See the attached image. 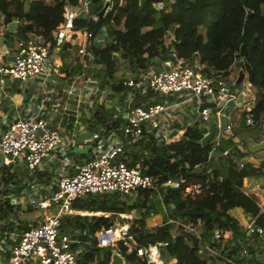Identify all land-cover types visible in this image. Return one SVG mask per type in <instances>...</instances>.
<instances>
[{
    "label": "built area",
    "instance_id": "obj_1",
    "mask_svg": "<svg viewBox=\"0 0 264 264\" xmlns=\"http://www.w3.org/2000/svg\"><path fill=\"white\" fill-rule=\"evenodd\" d=\"M28 1L26 0V5ZM90 1L78 0L77 5L66 4L61 13V21L48 37L26 31L15 37L14 59L6 62L0 58L1 84L4 83V78L18 80L20 84L39 87L41 92L31 101L30 113H26L27 107L24 106L23 113L12 118L1 131L0 166L14 173L22 165L29 174H34L41 171L44 165H50L56 154H63L69 148L70 141L67 137L71 134V126L80 124L78 118L80 119L79 113L83 106L88 107L84 113L86 118H91L94 107L100 105L107 110H113L122 124L105 136L100 137L95 131L83 139L90 146L92 157L74 165L72 173H64L58 179L55 189L33 187L25 205L43 210L51 209V212L37 214L18 234L12 230L0 229V264H83L80 261L81 250H72L70 246L74 240L60 229L61 217L75 212L72 203L77 198L112 191L120 199H135L138 196L143 197L141 193L144 191H155L160 196L162 188L180 187L184 197L195 198L203 194L204 188L199 181H188L184 177L163 181L153 179L143 171L142 156L131 164L132 159L127 154L128 146L139 140L145 132H154L157 140L170 142L168 136L172 134L174 117L186 108L187 103H193L199 121L206 123L203 136L207 132L208 121L212 120L214 123L215 132L209 141V157L222 140L229 138L223 133L230 132L232 125H226L223 130L221 124V117L230 115V111L225 110L228 103L233 104L231 110L236 113L238 120H244L245 130L250 132L247 136L243 132L238 140L239 145L243 146V137L247 138V143V140L258 141L262 135L264 119L258 125L252 112L256 104V94L251 81L245 78L236 85V76L230 77V73L227 76L214 72L205 74L197 57L186 60L172 49L167 57L153 59L145 71L137 67L132 74L124 72L127 66H131L129 60L114 53L113 79L122 88L112 91L109 85L101 87L100 80L93 74L103 68L95 61L90 44L104 46L103 42L107 37L106 25L101 26L96 35L87 26L77 25V21L84 18H90L96 25L99 23L101 17L96 13L88 15L87 6ZM106 1L110 3V0H104V3ZM152 5L156 10L166 9L164 0L152 1ZM108 8L109 5L105 13ZM13 22L16 26L26 24V19H16ZM172 39L173 36L169 35L168 40ZM61 55L68 58L65 69H62L65 62ZM59 78L63 81H58ZM149 92L157 97V101L152 102V98L144 97ZM239 97L241 101L238 102ZM136 101L140 103L134 105ZM220 101L223 104L218 108ZM205 102L214 105L200 110ZM213 107L216 108L215 112L211 110ZM70 110L72 114L68 113ZM61 114L67 115L65 121L69 129L64 132L65 138L61 135V128L52 124ZM193 120L191 118V122ZM185 130L180 134L181 130L178 129L172 140H178V136L183 135ZM229 150L226 148L222 154L227 155ZM49 152L52 153L46 158ZM144 154L147 156V151ZM246 157L240 160V168L247 161ZM195 168L199 169L200 166ZM261 170L264 171V167ZM5 196L0 197L1 202ZM12 197L13 194L7 198L10 201ZM160 200L168 217L165 220H155L157 215L151 211L153 222L148 228L168 226L172 237L178 235L179 229L192 233L196 236L194 249L201 258H207L210 264H236L226 254L236 247L229 231L215 230L207 240L200 232V223L194 224L189 220L170 216L169 206ZM131 212L78 213L109 218L111 221L108 226H102L95 232V241L87 242L89 246L110 248L111 255L107 264H112L113 254L120 258L118 264H177V258L163 255L168 241L158 240L146 244L136 242L137 233L129 232L133 220ZM259 214L264 212L260 210ZM259 214L248 216L244 223L245 235L251 241L255 234L264 236V227L256 222ZM184 238L189 241L186 235ZM252 250L249 241L241 242L238 257H257L256 251ZM131 254L134 258L128 260L127 255ZM102 258V253L95 255L88 264H99Z\"/></svg>",
    "mask_w": 264,
    "mask_h": 264
},
{
    "label": "trees",
    "instance_id": "obj_2",
    "mask_svg": "<svg viewBox=\"0 0 264 264\" xmlns=\"http://www.w3.org/2000/svg\"><path fill=\"white\" fill-rule=\"evenodd\" d=\"M77 2L78 0H30L27 5H19V0H0V16L3 17L4 24L16 19H26V24L17 25V36L33 31L48 37L61 21L64 6L77 5ZM164 3L166 9L156 10L151 0H110L108 11L97 25L90 18L77 21L78 26H87L93 35L97 34L101 26L106 25L104 46L90 44L95 61L103 68L93 74L100 80L101 87L109 85L112 91L122 88L113 79L114 53L129 60L132 67H140L145 71L155 59L167 57L172 49L186 60L197 57L203 65V73L214 72L226 76L233 64L239 68L246 61L253 70L251 83L256 94L252 112L260 125L264 119V0H164ZM103 4L104 2L96 6V11ZM169 35L173 36L171 41L168 40ZM241 45L246 50L244 56L239 55ZM144 97L152 98V102L157 101V97L150 92ZM139 103L136 101L134 105ZM86 123L87 132L97 131L100 137L118 129L122 124L113 110L100 105L94 107L92 116ZM181 126L178 122L172 123V134L168 136L171 141L168 143L157 140L154 132H145L139 140L128 146L127 154L132 159L131 164L142 156L143 171L153 179L163 181L184 177L188 181L201 182L203 194L195 198L184 197L181 187L162 188V202L165 205L174 203L181 211L191 208L189 221L200 223V232L207 236V240L215 230L229 231L236 247L226 254L236 264H262L257 257L239 258L237 254L241 242L249 241L244 229L247 217L255 216L260 211L256 198L242 191V180L247 176L264 175L261 170L264 161L258 165L244 161L243 167H239L240 160L249 155L248 150L239 145L237 140L240 132L246 128L244 120L242 119L239 127L233 129L230 138L222 140L216 146L210 157L211 144L203 147L199 143L203 135L196 129L187 127L180 139L172 140ZM226 148L230 150L227 155H223ZM82 157L91 158L92 155L81 151L78 160ZM197 165L200 170L195 168ZM2 172L4 182L14 176L6 167H2ZM149 193L144 191L141 193L143 197L138 196L133 200L120 199L109 192L86 195L77 198L72 203V208L127 213L136 209L140 214L133 218L129 228V232L137 233L136 242L146 244L166 240L168 245L163 255L177 258V264H210L207 258L203 259L196 253L184 235L172 237L169 227L165 225L154 228L146 226V219L151 218V211L154 210ZM12 212L8 200L3 201V208H0V228L11 229L8 219ZM169 215L181 218V215ZM256 222L264 227V214H259ZM110 223L109 218L67 214L61 217L60 229L75 241L70 248L81 250L80 261L83 264H88L95 255L99 256L101 253L103 258L99 264H107L111 249L90 247L87 242L95 241V232ZM22 227L25 229L27 225ZM261 241L262 237L255 234L250 241L251 250L252 244L257 245ZM127 258L132 260L134 256L127 255Z\"/></svg>",
    "mask_w": 264,
    "mask_h": 264
},
{
    "label": "crops",
    "instance_id": "obj_3",
    "mask_svg": "<svg viewBox=\"0 0 264 264\" xmlns=\"http://www.w3.org/2000/svg\"><path fill=\"white\" fill-rule=\"evenodd\" d=\"M21 4H26V0H19V5ZM2 19L3 17L0 16V37L4 38L3 43H5V47L3 48L2 43H0V58L2 59V61L7 62L10 61L11 56H13L14 51L16 49L15 37L17 35L15 34V30L17 26L13 25L11 27H8L10 22L8 24H4L2 23ZM61 59L65 62L68 58L66 55H61ZM234 65L236 64H233L230 68V77L234 75L236 76V73L233 74L232 71ZM65 68H67L66 62L64 63L62 69ZM58 81L62 82L63 79L59 78ZM40 93L41 92L39 90V87L37 86H32L28 84H20V86H18L15 84V81L4 78V83H0V133L7 127L12 118L23 113L25 107H27L26 113H30L31 101H34L35 98L40 95ZM68 113L72 114L71 110ZM79 115L80 119L78 118V120H80V124L75 123L74 125H72L70 128L71 134L67 137L70 141L69 148L63 154H56L52 159L50 165L46 162L48 165H44V168H42L41 171L35 172L34 174H29L27 170L24 169V166L19 165L16 168V172H14L13 178L10 179L8 182H4L2 179V166H0V197L6 195L4 201H9V198L7 197H10L11 194H13L14 196L8 202L12 207L13 211L8 219L9 223L11 224V229H5L12 230V232L18 234L21 230H23L22 226H28V224L31 223V218L35 217L37 214L50 213L51 209L43 210L32 205H25V200L29 197L30 192H32L31 190L34 189L33 187L37 186L45 189L51 187L52 189H55L58 179L64 173H72L74 170V165L80 164L81 162L89 158L82 157L78 160L81 151L86 152L89 156L92 155V152L90 151V146H87V142H83L82 140L81 142L76 143L78 136L83 132H87L86 120H88V118L84 116L83 110L80 111ZM66 116V114H61V118L58 115L52 123L53 125L59 126L62 132H65L69 129L65 121ZM222 117L224 120V122L221 121L223 130L225 129L226 125H232L230 132L223 133L227 138H230L233 135V129L240 126L242 119L238 120L236 113H234L233 116L230 114L228 116L224 115ZM189 120L191 122L190 116L185 115V109H182L177 114V116L174 117L173 123L178 122L182 125L181 128H179L181 130L180 134L182 133V130L186 128L185 124L188 123ZM244 130L240 132V135L237 140L240 139ZM181 136L182 135H179V139L181 138ZM250 141L253 140H247V143ZM247 158L248 156L246 157V160ZM41 191H43V189H41ZM0 203L2 205V207L0 208H3V202L0 201ZM16 210H18L19 212H16ZM73 210L75 212L71 215H78V213L80 212H85L84 210L74 208ZM261 237L262 239L264 238V236ZM250 241L251 240H249V242ZM257 258L259 262L264 264V256H260V254H257Z\"/></svg>",
    "mask_w": 264,
    "mask_h": 264
},
{
    "label": "water",
    "instance_id": "obj_4",
    "mask_svg": "<svg viewBox=\"0 0 264 264\" xmlns=\"http://www.w3.org/2000/svg\"><path fill=\"white\" fill-rule=\"evenodd\" d=\"M98 0H91L88 4V15H93L94 13L97 14V16L102 17L105 13V11L107 10V7L109 5V2L106 1L104 3V5L102 6V8L95 12V3ZM151 1H158V0H151ZM26 7V6H25ZM15 25V22H10L8 27H11ZM3 37H0V43H2L3 48L5 47V43H3ZM246 54V50L244 45H241L240 47V51H239V55L240 56H244ZM13 56H11L10 60H13ZM245 78H247L249 81H252L253 79V70L251 68V65L248 62H244L243 66L240 67L237 71L236 77L234 79V83L236 85H239ZM241 101V98H238V102ZM223 104V101H220V103L217 105L218 108H220ZM213 103H203L200 106V110L203 107L206 106H213ZM215 132V126L212 120L208 121V128H207V132L206 134H204V136L201 138L200 140V144L205 147L208 145L209 141L211 140L213 134ZM90 136L89 132H83L81 133L77 140L76 143L81 142L83 139H86ZM179 139V136L178 138ZM247 150L249 152L247 161L251 162V163H260L264 161V127L262 130V135L260 137V140L257 142L254 141H250L246 144ZM242 190L244 191V193L246 195H252L256 198L260 210L261 212H264V175H258V176H247L244 177L242 180ZM109 193H113L112 191H110ZM169 208L172 214L175 215H190L192 213L191 208H187L185 210H178L174 203H169ZM0 207H2L1 203H0ZM178 234L179 235H186L189 238L190 241V245L192 248L195 247V243H196V236L192 233H188L185 232L183 230H178ZM120 262V258L117 257L115 254H113V260H112V264H118Z\"/></svg>",
    "mask_w": 264,
    "mask_h": 264
},
{
    "label": "rangeland",
    "instance_id": "obj_5",
    "mask_svg": "<svg viewBox=\"0 0 264 264\" xmlns=\"http://www.w3.org/2000/svg\"><path fill=\"white\" fill-rule=\"evenodd\" d=\"M102 2H104V0H99L98 2H97V7L98 6H100V4L102 3ZM135 68L134 67H132V66H127L125 69H124V72H127V73H134L135 72ZM237 70H238V67H237V65H234V67H233V69H232V71H233V74H235V73H237ZM15 84L16 85H18V86H20V81H15ZM234 90H236L235 88H234ZM232 103H228L226 106H225V110H228V111H230V114L233 116V114H234V112L231 110V107H232ZM86 109H88V107L86 106H83V112L85 113L86 112ZM185 109V115H187V116H190V118H194V120L192 121V122H190V120H189V122L188 123H186L185 124V127L187 128V127H191L192 129H196L198 132H200V133H203L204 132V130H205V122H201V121H199V119H198V112L195 110V108L193 107V103H187V105H186V108H184ZM213 112H215L216 111V108L215 107H213L212 109H211ZM221 121L222 122H224V120H223V117H222V119H221ZM246 132V133H245ZM244 133L246 134V136L250 133L249 131H247V130H244ZM61 135L63 136V138H65V135H64V132H62L61 133ZM246 137H243L241 140L243 141V147H244V149L245 150H247V147H246ZM86 146V145H85ZM87 146H89V145H87ZM52 152H49L48 154H47V156H46V158H48L49 156H50V154H51ZM253 164H255V165H258V163H253ZM201 168H199L198 170H200ZM36 187V186H35ZM34 187V188H35ZM150 202L154 205V210H153V212L157 215V217H155L154 219L155 220H165L168 216H167V214L164 212V209H163V206H162V203H161V195L159 196L158 195V193L157 192H155V191H151L150 193ZM25 198H27V197H25ZM130 200H133V197H131V199ZM235 214H238V211L236 212H234ZM131 216H132V218H135V217H137L140 213H137V211H136V209H134V210H132V212H131ZM179 219H181V220H189V215H181V218H179ZM23 221V220H22ZM21 221V222H22ZM152 222H153V218H147L146 219V226H150L151 224H152ZM205 237V239H207V236H204ZM252 248L256 251V253L257 254H260V256L262 255V256H264V238L262 239V241H261V243H257V245L256 244H252Z\"/></svg>",
    "mask_w": 264,
    "mask_h": 264
}]
</instances>
